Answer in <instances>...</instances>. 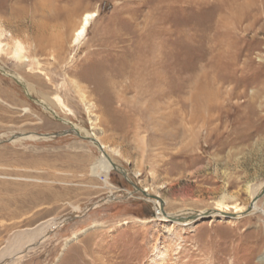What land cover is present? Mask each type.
Segmentation results:
<instances>
[{
	"label": "rangeland",
	"instance_id": "obj_1",
	"mask_svg": "<svg viewBox=\"0 0 264 264\" xmlns=\"http://www.w3.org/2000/svg\"><path fill=\"white\" fill-rule=\"evenodd\" d=\"M0 22L39 61L0 55V264H264V0H0Z\"/></svg>",
	"mask_w": 264,
	"mask_h": 264
},
{
	"label": "bare ground",
	"instance_id": "obj_2",
	"mask_svg": "<svg viewBox=\"0 0 264 264\" xmlns=\"http://www.w3.org/2000/svg\"><path fill=\"white\" fill-rule=\"evenodd\" d=\"M94 16H95L94 13H85V14H83L81 16L79 25L73 31V36H72V41H71L73 45L80 44L81 41L85 38L84 36L86 34V31H87V28L89 26V23L94 18ZM38 32H39V30H38ZM60 40H62L61 37H50V44L52 46H56V45L59 46V43L61 42ZM42 43H44V42H42ZM31 50H32L31 45L26 43L23 39L17 38V36L13 35L10 31H8L6 28H4L3 24L0 22V55L9 56L11 59L15 60L16 62H24V63L32 64V67H33L34 65L38 64L39 61H38L36 56L31 55V53H30ZM16 80L19 82L18 84H20L21 87H23L25 89V92L28 94V90H29L28 88L29 87L25 85L26 82H25V84L22 83L23 81H21L20 78L16 79ZM37 103L42 105V106H44V108L46 110H48L50 113H52L49 110V108L46 107L47 104H45L43 101H38ZM24 111H27V110L25 109ZM55 115H57V114H55ZM55 115H54V117H57ZM58 120L66 123V124H70L66 120H61V119H58ZM72 127L73 128L70 131L71 133H74V135H76V136H78V137H80L82 139L90 140L93 143V145H95L97 147L99 152H101L100 153L101 154L100 159L97 161L98 169L99 170L100 169H105V170L100 172L101 176L107 177V175L109 174L110 170H114V169L119 170V169H117V167H114L112 165V163L110 162V160L108 158L109 156L104 154L103 149L105 148V146H104V144H102V142L100 140L97 141L96 139L94 140V138L90 139V136H89L90 134L88 133V131H85L84 129H82L80 127H75V126H72ZM91 133H93V132H91ZM94 135H95V137H97L96 136L97 134H94ZM82 136H85V137H82ZM43 137L44 136L40 137V136H35V135H24L21 139L34 140V139L43 138ZM44 139H46V138H44ZM113 152L115 154H119L118 150H113ZM262 186H260V188ZM143 192L147 193L146 190L143 191ZM145 193L140 192V195L144 196L143 198L146 197V199H148V201H151V199L149 197H147L148 195H146ZM260 195H262V194H260ZM260 195L256 196L254 198V200L252 201V205H251L252 209H256L257 206L255 204V201L258 199V197H260ZM113 197H114V194L111 193L109 199L111 200ZM221 199L224 202L227 199H231V200L233 199L234 200V197L232 195H228V194L224 193L223 196L221 197ZM154 203H155V206H156L157 219H164V220L168 221V220H170L168 218H171L172 222H174V224L181 225L182 227H185V228L191 227L193 224H195L196 222H199L200 220H202L204 218V212L197 213V214L194 213V214H191V215H190V213H189V215H181V214L180 215H164V213H162V209L164 207L163 201L157 200V201H154ZM159 205H160L161 208L158 207ZM209 213H210L209 214L210 218H213L215 216L222 217V218H225L227 220L228 219H237L238 218V214H236V212H232V214L235 215V216L226 217L225 215H227L228 213L226 211H224V210H221V209H216V210L210 211ZM184 214H186V213H184ZM76 238H77V236H74L72 239H70L66 243V245L68 243L72 242L73 240H75ZM22 241H26L25 243H30L31 241H33V238L27 239V238L21 236V238L19 240H17V244L14 246L13 251H10V253L14 252V251H17V250H20V248L22 246L21 245ZM18 245H21V246L19 247ZM164 253H165L164 252V248L159 243V241H157L156 244L154 245V248H153L154 257L159 258V259H163Z\"/></svg>",
	"mask_w": 264,
	"mask_h": 264
},
{
	"label": "water",
	"instance_id": "obj_3",
	"mask_svg": "<svg viewBox=\"0 0 264 264\" xmlns=\"http://www.w3.org/2000/svg\"><path fill=\"white\" fill-rule=\"evenodd\" d=\"M67 134H71L70 130L67 131V132H63V133H61V134H57V136H60V135L62 136V135H67ZM9 141H10V139H9ZM260 196H262V195H260ZM250 210H251V207L248 208V210L245 212V214H246V213H249ZM204 215H207V212H205Z\"/></svg>",
	"mask_w": 264,
	"mask_h": 264
}]
</instances>
